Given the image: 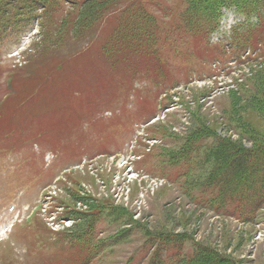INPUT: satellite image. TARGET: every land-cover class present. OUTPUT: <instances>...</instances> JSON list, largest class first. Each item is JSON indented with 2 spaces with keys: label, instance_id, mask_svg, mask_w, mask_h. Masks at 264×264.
I'll return each instance as SVG.
<instances>
[{
  "label": "rangeland",
  "instance_id": "374dc122",
  "mask_svg": "<svg viewBox=\"0 0 264 264\" xmlns=\"http://www.w3.org/2000/svg\"><path fill=\"white\" fill-rule=\"evenodd\" d=\"M162 2L175 5L177 12L182 9V0ZM231 20L232 12L224 10L212 42L221 41ZM39 24L36 19L34 24L22 22L0 35L1 224L7 229L8 223L29 213L26 208L55 178L59 190L49 195L47 208L59 220L68 213L83 217L87 210L77 202L89 196L88 207L106 201V214L119 221L110 222L100 213L96 258L89 260L67 242L66 234L53 232L42 214L34 216L0 243V264H180L193 253L194 242L211 248L228 264H264V208L247 224L225 213L216 215L200 205V199L195 201L202 195L193 187L197 178L179 185L178 167L163 165L156 147L145 148L155 143L177 147L194 127L213 129L238 145L263 144L264 34L260 44L253 40L252 58L244 59L249 66L240 61L243 49L226 44L227 38L214 45L203 42L202 36L191 43L183 39L164 44L168 82L177 79L183 86L166 94L173 103L163 99L161 104L163 90L158 79L153 82L147 58L115 79L109 70L116 71L113 63L103 68L92 54L72 59L82 45L69 38L50 52L46 42L33 36ZM53 29L47 25L45 32ZM29 44L31 52L22 67H16L22 72L14 85L12 78L20 70H13L18 59L9 55ZM66 59L63 67H71L76 85L59 89V64ZM133 148L136 154L128 155ZM21 194L23 213L13 216L9 210ZM70 225L67 221L62 230ZM175 234L191 239L173 243Z\"/></svg>",
  "mask_w": 264,
  "mask_h": 264
},
{
  "label": "trees",
  "instance_id": "16d2710c",
  "mask_svg": "<svg viewBox=\"0 0 264 264\" xmlns=\"http://www.w3.org/2000/svg\"><path fill=\"white\" fill-rule=\"evenodd\" d=\"M33 0H30L32 2ZM192 10H197L198 15L210 13L215 15L221 5L234 3L239 10L244 13L253 11L264 0H217L211 3V0H187ZM38 4H47L53 0H37ZM115 0H93L85 3L81 12L74 19L73 26L77 30L91 27V23L97 20L104 13H109L113 8H109ZM200 7V11L199 8ZM86 30V29H85ZM200 129V131H202ZM211 166L208 169V178H199L202 181L199 189L217 188L219 197H228L232 193L252 191L255 187L243 186L240 184H254L259 189L260 200L264 199V143L252 145L251 149H245L242 145L234 144L228 140H223L214 152V158L211 159ZM225 168V170H224ZM261 171V176L257 175ZM197 184V181H196ZM196 188V185L193 186ZM80 203L89 210V196L85 197ZM82 217H79L80 219ZM230 262L229 264H231ZM185 264H228L226 260L217 255L211 248L200 247L196 254L188 259Z\"/></svg>",
  "mask_w": 264,
  "mask_h": 264
}]
</instances>
